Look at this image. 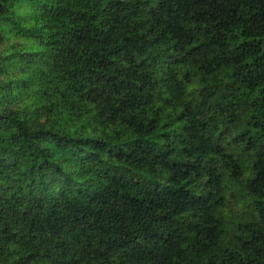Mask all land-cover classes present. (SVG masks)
Masks as SVG:
<instances>
[{
    "label": "trees",
    "instance_id": "obj_1",
    "mask_svg": "<svg viewBox=\"0 0 264 264\" xmlns=\"http://www.w3.org/2000/svg\"><path fill=\"white\" fill-rule=\"evenodd\" d=\"M0 264H264V0H0Z\"/></svg>",
    "mask_w": 264,
    "mask_h": 264
}]
</instances>
